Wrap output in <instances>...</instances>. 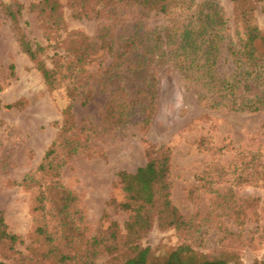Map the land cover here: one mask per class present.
<instances>
[{"label":"rangeland","instance_id":"374dc122","mask_svg":"<svg viewBox=\"0 0 264 264\" xmlns=\"http://www.w3.org/2000/svg\"><path fill=\"white\" fill-rule=\"evenodd\" d=\"M102 1L86 0L101 14L85 17L75 15L80 3L59 0L57 19L33 10L37 1L0 0V211L21 240L0 245V260L121 263L132 212L117 207L128 198L116 173L143 166L151 143L170 150L169 198L182 219L154 213L140 245L159 256L188 244L230 263L264 261V58L244 54L235 1L170 0L164 12ZM250 5L249 23L264 35V0ZM81 50L82 95L67 130L69 98L50 91L42 70L59 54L65 72ZM64 134L78 143L72 156ZM54 142L57 174L38 170ZM58 185L71 198L66 221Z\"/></svg>","mask_w":264,"mask_h":264},{"label":"trees","instance_id":"16d2710c","mask_svg":"<svg viewBox=\"0 0 264 264\" xmlns=\"http://www.w3.org/2000/svg\"><path fill=\"white\" fill-rule=\"evenodd\" d=\"M37 3H32L31 7L36 10L39 15H45L48 17L61 18L59 0H34ZM72 2H78L81 8L80 12L75 15H82L85 17L99 16L101 13L99 10H95L92 6L86 7V0H69ZM111 0H103L102 8L105 3H109ZM170 0H117L126 5H138L142 8L149 10H156L164 12L167 3ZM236 3V12L241 15L245 22V35L246 41L244 44V54L251 59L255 55L264 58V35L259 34L255 28H253L249 21L251 19L252 7L250 3L253 0H234ZM257 1V0H254ZM9 15H14L12 12H8ZM93 13V14H91ZM85 38H79L82 42ZM21 49L29 54L31 58L35 59L36 50L32 49L29 43L25 40L24 36L19 39ZM82 44V43H81ZM80 44V45H81ZM93 44V43H92ZM95 48L97 43L94 44ZM101 46V45H100ZM88 53L85 50H81L79 54H73V63L65 66V72H62L61 65L58 64L61 59L59 54L56 59V66L52 69H43V77L45 84L52 92H59L62 96L69 98L68 106L64 108L63 113L66 116L64 122L65 129L70 130L73 125L68 120L72 114L70 112L72 107V101L77 95H82L77 91V85L80 83L81 78V64L84 62L85 56ZM64 78H68L67 82H63ZM62 91V92H60ZM8 107V106H5ZM1 108V104H0ZM62 149H65L66 156H72L78 151V143L72 138L64 136L61 138ZM57 152L56 142L52 143L51 147L45 152L44 160L46 165L41 164L38 167L40 171H54L56 174V168L50 163L52 158ZM146 162L143 166L138 167L133 173L125 171H118L116 173L117 183L121 186L122 190L127 196V201L119 203L117 207L123 210H131L132 215L129 222L126 224L127 230V242L129 255L119 264H238L237 262L230 263L224 258H214L195 251L188 244H180L175 247L166 256H159L154 253L150 247H143L138 242V239L143 236L146 231L152 226V217H156V221H160L165 215L171 217L170 225H178V221L182 219L181 214L171 204L169 195V168H170V150L165 145H156L146 143L145 148ZM58 188L62 194V202L59 212L64 216L66 221L69 208H70V194L61 185ZM44 196V194L42 193ZM44 198L40 200L43 202ZM41 209V206H38ZM152 211V212H151ZM154 211V212H153ZM153 213V214H152ZM169 225V224H168ZM113 226L115 224L113 223ZM40 234H43L42 229H37ZM111 236L114 239L115 235L111 232ZM133 242L129 244L132 240ZM20 237L7 231L3 213L0 211V245L6 244L10 248L16 243H20ZM71 258V256L62 255L59 261L65 263ZM83 264H91L85 258L82 261ZM0 264H6L0 260ZM257 264H264V261H260Z\"/></svg>","mask_w":264,"mask_h":264}]
</instances>
